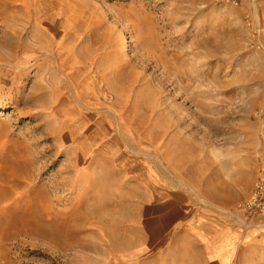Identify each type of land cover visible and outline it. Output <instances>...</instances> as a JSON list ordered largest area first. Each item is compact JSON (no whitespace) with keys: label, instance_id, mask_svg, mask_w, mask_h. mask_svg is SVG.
<instances>
[{"label":"rangeland","instance_id":"obj_1","mask_svg":"<svg viewBox=\"0 0 264 264\" xmlns=\"http://www.w3.org/2000/svg\"><path fill=\"white\" fill-rule=\"evenodd\" d=\"M226 1L0 0V264H184L199 222L264 264V0Z\"/></svg>","mask_w":264,"mask_h":264},{"label":"crops","instance_id":"obj_2","mask_svg":"<svg viewBox=\"0 0 264 264\" xmlns=\"http://www.w3.org/2000/svg\"><path fill=\"white\" fill-rule=\"evenodd\" d=\"M203 212L204 210L198 213L196 217L201 221L209 222V217L205 216ZM195 225L197 229H192V231L196 233V236L201 241L198 248L202 250V253L200 256L193 258L191 262H186L184 264H238V259L232 256V252L227 248L230 242L225 238H218L215 236L216 233L214 234L206 230V228L215 229L213 225L200 222ZM226 238H228V235ZM219 247L226 248V251H218Z\"/></svg>","mask_w":264,"mask_h":264},{"label":"bare ground","instance_id":"obj_3","mask_svg":"<svg viewBox=\"0 0 264 264\" xmlns=\"http://www.w3.org/2000/svg\"><path fill=\"white\" fill-rule=\"evenodd\" d=\"M75 2L76 3L78 2V4H80L82 6L85 3V0H75ZM74 10H75V8L73 7V5L71 3H68L67 6H66V9H65V19L63 20L62 25H61V29L64 27L63 30H62L63 36H62L61 39H64L66 37L67 38H70L71 37L70 36L72 34L71 31L73 32V29H74V26H75L74 23H72V20H71V18L73 17ZM91 10H92V13H93V16H94L95 19L102 20L105 17V13H104L103 9L92 8ZM112 14L114 16H116L115 12L112 13ZM98 18H100V19H98ZM95 19L89 18V20H87V21H88V24L89 25H93V29L96 31V28H97V25H98L97 24L98 21L95 20ZM34 25H35L34 27L36 29L39 28V26L36 25V23ZM87 26L88 25H85V24L83 25L84 32L88 30V27ZM14 27L15 28H19V27H21V25L15 24ZM37 33L40 35L39 30H38ZM33 35H34V37H37L35 33ZM90 38H91V36H90ZM60 40H56L55 41V39H52V38L50 39V41L53 42V43H55V44H57L58 42H60ZM70 40L75 41L76 39L70 38ZM89 42H92L91 39H89L87 41V43H85V46L87 48H89V44H88ZM83 50H84V48H83ZM51 51L52 52H50V55H52L53 57H55V61H56V64H55V61L54 60H51V63H52L51 69H57L58 70L57 74L59 73V75H61V77H66L65 75H63L65 71H62L60 73L61 66H62L60 56L62 54H64L63 53V49L61 48V45L59 47L52 46ZM73 51H74V49H72V53H73ZM46 59H48V58L46 57ZM99 68L100 69H98L97 75H98V78L100 79V81L103 82V81L106 80L107 72L104 71L103 65L99 66Z\"/></svg>","mask_w":264,"mask_h":264},{"label":"built area","instance_id":"obj_4","mask_svg":"<svg viewBox=\"0 0 264 264\" xmlns=\"http://www.w3.org/2000/svg\"><path fill=\"white\" fill-rule=\"evenodd\" d=\"M234 1V0H227ZM226 1V2H227ZM245 210L243 212L247 215L255 213H264V182H260L255 186L254 192L244 203Z\"/></svg>","mask_w":264,"mask_h":264}]
</instances>
